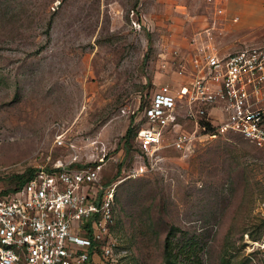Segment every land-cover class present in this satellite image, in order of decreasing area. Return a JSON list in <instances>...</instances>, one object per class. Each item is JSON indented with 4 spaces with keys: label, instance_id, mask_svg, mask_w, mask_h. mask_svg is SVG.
I'll list each match as a JSON object with an SVG mask.
<instances>
[{
    "label": "rangeland",
    "instance_id": "obj_1",
    "mask_svg": "<svg viewBox=\"0 0 264 264\" xmlns=\"http://www.w3.org/2000/svg\"><path fill=\"white\" fill-rule=\"evenodd\" d=\"M221 16L209 0H0V193L75 153L105 181L131 171L136 106L175 73L174 48L264 44V23L222 32ZM116 195L119 264H164L167 238L177 264H264V144L227 130L166 146Z\"/></svg>",
    "mask_w": 264,
    "mask_h": 264
},
{
    "label": "built area",
    "instance_id": "obj_2",
    "mask_svg": "<svg viewBox=\"0 0 264 264\" xmlns=\"http://www.w3.org/2000/svg\"><path fill=\"white\" fill-rule=\"evenodd\" d=\"M209 1L224 13L226 0ZM172 56L175 73L136 106L131 171L105 181L101 163L75 153L38 163L20 187L0 194V264H119L125 249L112 227L122 178L143 172L166 146L188 152L227 130L264 144V44H196Z\"/></svg>",
    "mask_w": 264,
    "mask_h": 264
},
{
    "label": "crops",
    "instance_id": "obj_3",
    "mask_svg": "<svg viewBox=\"0 0 264 264\" xmlns=\"http://www.w3.org/2000/svg\"><path fill=\"white\" fill-rule=\"evenodd\" d=\"M234 15H238L234 19ZM228 30L249 29L264 23V0H226L222 14Z\"/></svg>",
    "mask_w": 264,
    "mask_h": 264
},
{
    "label": "trees",
    "instance_id": "obj_4",
    "mask_svg": "<svg viewBox=\"0 0 264 264\" xmlns=\"http://www.w3.org/2000/svg\"><path fill=\"white\" fill-rule=\"evenodd\" d=\"M133 128L132 126H128L127 129H126V132L124 134L125 138L128 139L130 137L131 134H133ZM28 171L26 172H22V173H19L18 174V181L15 185L9 187L8 189H2L1 193H6V192H9L11 190H15L17 189L18 187H20L26 180H28L35 172V167L33 166H30L27 168ZM116 198H117V195H116ZM142 228V225H138L136 223V233H141V229ZM167 237H169V235H167ZM167 242L169 243V239L167 238ZM166 243V257H167V260L165 261L166 264H177V256H176V251L173 250V246H169V244ZM164 263V264H165Z\"/></svg>",
    "mask_w": 264,
    "mask_h": 264
}]
</instances>
